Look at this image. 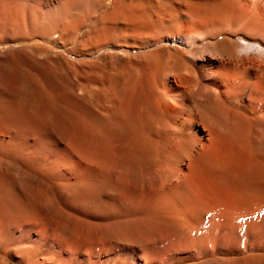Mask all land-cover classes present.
<instances>
[{
  "label": "bare ground",
  "instance_id": "bare-ground-1",
  "mask_svg": "<svg viewBox=\"0 0 264 264\" xmlns=\"http://www.w3.org/2000/svg\"><path fill=\"white\" fill-rule=\"evenodd\" d=\"M36 41L59 107L0 123L5 219L84 224V264H264V0H0V54ZM20 231L0 264H48Z\"/></svg>",
  "mask_w": 264,
  "mask_h": 264
},
{
  "label": "rangeland",
  "instance_id": "rangeland-1",
  "mask_svg": "<svg viewBox=\"0 0 264 264\" xmlns=\"http://www.w3.org/2000/svg\"><path fill=\"white\" fill-rule=\"evenodd\" d=\"M83 33L81 35H83ZM15 47L17 48L16 50L10 51L9 53L6 52L0 54V89H1L0 90V123H3L5 121L8 113L11 111H13L15 115H17L16 117L18 118L15 119H21L24 113H31L37 115L38 112L44 113L49 108L59 107L57 105L58 103L55 102V98L53 94L48 89V84L45 85L46 81L44 80L43 77L46 73L45 72L46 68L41 67L37 64L38 61H42L44 59V56L47 55H48V59L49 58L53 59L54 57H56L59 50L56 49L54 45H51L49 42L43 43L40 41H36L32 43L31 46H29V48H26L27 51L28 50L32 51V53L31 52L30 53L35 55L34 57L35 60L33 59L30 60L28 58L26 60H23L25 59L24 58L25 55H23L24 53L18 49L19 45H15ZM1 58L5 60V64L1 62ZM20 60H23L24 63H20V64L16 63L18 61L20 62ZM29 61L32 62L30 63ZM50 67L47 73L48 76H50ZM10 78L12 80H10ZM10 86L12 87L14 86L13 89ZM17 92L20 95L19 94L17 95ZM47 92H48V97L47 94H45ZM82 94H84V90ZM41 95L43 97L45 95L46 98L39 97ZM40 98H42L41 99L42 101H40ZM82 101H84V98L80 100L81 105H84V102ZM27 102H31V106H29L30 103ZM26 103L27 105H24ZM54 103L57 106L54 107ZM32 105L34 108L32 107ZM15 177L16 179L18 178L19 182L23 184V186H26L27 184L28 186L38 184V181H36L38 179L35 177V175L30 174L28 172L21 171L19 173L16 170ZM1 214L2 212L0 210V215ZM1 216H0V242L3 243L4 239L7 240L6 233L8 232L9 229L11 230L20 229L21 237L19 238L20 242L18 243V247H23L29 250H35L36 253L39 252L40 262L44 260L48 262V264L49 262L50 264H64L63 261L66 260L68 264H84V243H86L84 241L90 240V238H88L84 233V224L75 223L76 221L73 222V224H77L75 226L77 229L76 231H78L79 233L77 239H74V241L72 239V242L66 241L64 242V244H60L51 237L46 236L45 233L41 232L43 231L42 230L43 228L41 227V224H39L40 221L39 220L37 221L36 217H34L33 215H28L21 219L19 218L17 220H10V221L5 219L3 215ZM53 229L54 227H52V229H49V233H52L54 231ZM35 230L40 232L39 234H37L38 240H36V242L27 241L28 240L27 237L29 236V234ZM43 239L46 241V245L42 244V241H44ZM11 255L16 257V259L19 258L18 251L16 252L13 251ZM1 256L4 259L3 255ZM5 260L7 259L5 258ZM11 262L12 264L17 263L16 260Z\"/></svg>",
  "mask_w": 264,
  "mask_h": 264
},
{
  "label": "snow or ice",
  "instance_id": "snow-or-ice-1",
  "mask_svg": "<svg viewBox=\"0 0 264 264\" xmlns=\"http://www.w3.org/2000/svg\"><path fill=\"white\" fill-rule=\"evenodd\" d=\"M241 43H245L244 41H241Z\"/></svg>",
  "mask_w": 264,
  "mask_h": 264
}]
</instances>
